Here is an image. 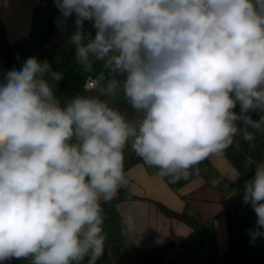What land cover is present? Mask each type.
Listing matches in <instances>:
<instances>
[{"label": "clouds", "instance_id": "1", "mask_svg": "<svg viewBox=\"0 0 264 264\" xmlns=\"http://www.w3.org/2000/svg\"><path fill=\"white\" fill-rule=\"evenodd\" d=\"M53 2L60 26L75 16L76 62L86 70L103 62L122 76L101 95H122L136 115L99 96L62 101L63 73L47 60L30 57L3 74L0 264H97L102 205L125 181L129 146L175 180L235 137L253 141L264 130V0ZM243 203L256 214L254 243L264 236V162L245 181Z\"/></svg>", "mask_w": 264, "mask_h": 264}, {"label": "crops", "instance_id": "2", "mask_svg": "<svg viewBox=\"0 0 264 264\" xmlns=\"http://www.w3.org/2000/svg\"><path fill=\"white\" fill-rule=\"evenodd\" d=\"M60 12L53 0H0V78L12 68L19 69L30 57L47 60L54 71L63 73L55 91L62 99L76 94L99 96L115 108L126 100L122 95L106 97L85 90L88 77L102 76L103 88L110 79L123 77L95 62L91 70L78 64L69 42L75 16L59 25ZM64 40L48 48L57 29ZM86 34L95 35L85 21ZM238 110V109H237ZM253 119H259L254 113ZM242 135L222 155H212L179 179L159 175L156 167L142 159L124 164L125 181L115 197L102 205L106 236L105 254L97 264H133L132 257L143 249L169 242L172 250L158 264H264V236L250 243L248 230L255 229L256 214L243 203L244 183L264 162V141ZM125 150V158L130 150ZM235 177H239L234 181ZM181 215L175 218L162 208ZM83 264H87V258Z\"/></svg>", "mask_w": 264, "mask_h": 264}, {"label": "trees", "instance_id": "3", "mask_svg": "<svg viewBox=\"0 0 264 264\" xmlns=\"http://www.w3.org/2000/svg\"><path fill=\"white\" fill-rule=\"evenodd\" d=\"M117 110L125 114L128 118L132 119L135 118V112L131 109L128 102H124ZM236 139V137H235ZM234 139V141H235ZM260 141H264V135L256 138ZM233 141V143H234ZM141 160L139 156L136 155L134 151L131 149L129 150L126 158L125 163L126 165H130L136 161ZM162 208V207H161ZM168 215L173 216L175 218H181V215L175 213L167 208H162ZM172 250V245L167 242L162 245H158L149 249L139 250L131 259L133 264H158L163 260V258ZM6 264H30V261L27 260H13L6 262Z\"/></svg>", "mask_w": 264, "mask_h": 264}, {"label": "built area", "instance_id": "4", "mask_svg": "<svg viewBox=\"0 0 264 264\" xmlns=\"http://www.w3.org/2000/svg\"><path fill=\"white\" fill-rule=\"evenodd\" d=\"M104 78L102 76L88 77L82 87L85 90H96L101 94V89L103 88ZM254 113H252L253 115Z\"/></svg>", "mask_w": 264, "mask_h": 264}, {"label": "water", "instance_id": "5", "mask_svg": "<svg viewBox=\"0 0 264 264\" xmlns=\"http://www.w3.org/2000/svg\"><path fill=\"white\" fill-rule=\"evenodd\" d=\"M63 40H64V34H63L62 28L57 29L56 30V33L54 35V38L51 41V43L49 44L48 48L51 49V48H55V47L61 45V43L63 42Z\"/></svg>", "mask_w": 264, "mask_h": 264}]
</instances>
